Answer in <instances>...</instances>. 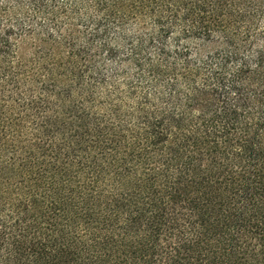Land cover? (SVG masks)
<instances>
[{"label":"trees","instance_id":"1","mask_svg":"<svg viewBox=\"0 0 264 264\" xmlns=\"http://www.w3.org/2000/svg\"><path fill=\"white\" fill-rule=\"evenodd\" d=\"M0 264H264V0H0Z\"/></svg>","mask_w":264,"mask_h":264}]
</instances>
